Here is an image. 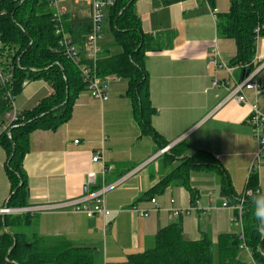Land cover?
<instances>
[{"label":"crops","instance_id":"crops-1","mask_svg":"<svg viewBox=\"0 0 264 264\" xmlns=\"http://www.w3.org/2000/svg\"><path fill=\"white\" fill-rule=\"evenodd\" d=\"M229 6V0H208V4L199 0L169 4L163 0L135 1L133 10L142 32L162 36L167 42L165 48L146 52L144 57L150 102L155 110L150 125L160 141L141 132L125 96L126 81L107 78L110 97L104 103L82 92L67 123L55 131L37 130L29 136L22 162L27 208L59 204L90 193L102 185V171L105 186L127 179L105 195V217L40 213L30 227H19L20 232L61 238L73 247L94 248L98 264H121L128 255L146 251L157 232L173 223H180L186 240L208 238L213 248L218 236L235 232L231 223L234 210L231 205L223 207L220 176L214 171L190 174V188L196 192L194 202L179 181L162 194L149 195L178 165L165 159L169 150L161 153L165 148L161 142L170 148L182 142L191 151L210 154L226 172L236 196L245 191L257 142L247 123L249 107L227 99L235 84L245 77L241 67L230 66L234 42L218 30V17L226 14ZM64 17L71 26L90 23L89 10L86 14L65 11ZM74 46L82 58L86 57L85 43ZM214 47L223 65L220 68L209 65ZM100 48V55L118 52L112 36L102 38ZM255 58V65L264 63V38L257 42ZM213 81L221 85L213 87ZM255 81L260 90L244 94L250 104L264 108V67ZM51 94L43 80L25 83L14 99V107L19 113L31 110ZM97 153H101L102 161L92 163ZM5 161L0 146V208L6 204L10 190ZM90 173L96 175L95 187L86 186ZM257 174L259 191L264 192V156ZM132 208L147 211L148 216H140ZM173 210L184 213L175 217ZM243 258L239 252L238 260L249 262Z\"/></svg>","mask_w":264,"mask_h":264},{"label":"trees","instance_id":"trees-1","mask_svg":"<svg viewBox=\"0 0 264 264\" xmlns=\"http://www.w3.org/2000/svg\"><path fill=\"white\" fill-rule=\"evenodd\" d=\"M135 1L115 0L106 11L107 27L118 52L99 54L94 64L80 55L76 64L60 50L61 37L55 34L46 0H0V68L8 78L6 84L0 86V146L6 154L5 173L10 186L4 205L7 208L28 207L22 162L28 151L29 136L37 130L55 131L71 119L75 101L86 89L79 66L88 67L100 78L126 81L125 96L141 132L160 141L150 125L155 110L150 102L144 57L146 52L165 48L167 42L162 36L142 32L133 10ZM163 1L169 4L181 0ZM229 4L228 12L218 17V30L235 44L230 66H239L250 74L258 66L253 63L257 42L264 38V0H229ZM89 30V25L71 26L66 23V17L63 18V31L73 44H84ZM36 80L45 81L52 94L31 110L20 113L18 119L8 125L5 115L11 111V104L7 94L15 99L25 83ZM160 144L167 146L164 142ZM165 159L177 161L178 165L149 195L162 194L173 182L179 181L194 202L196 192L190 188V174L197 170L219 174L220 194L225 203L233 208L242 200L245 245L252 260L264 264V236L251 203L259 191L258 174L250 173L244 193L236 196L226 172L210 154L191 151L181 142L169 149ZM233 212L232 219L236 220L231 223L235 232L218 236L216 256L208 238L186 240L180 223H173L157 232L151 248L128 255L121 264H247L238 260L239 228L235 224L237 214ZM34 216L24 214L0 219V264H98L94 248L73 247L61 238L28 236L20 232L19 227L31 226Z\"/></svg>","mask_w":264,"mask_h":264},{"label":"built area","instance_id":"built-area-1","mask_svg":"<svg viewBox=\"0 0 264 264\" xmlns=\"http://www.w3.org/2000/svg\"><path fill=\"white\" fill-rule=\"evenodd\" d=\"M74 4H78L80 2H84L90 12V23H89V33L85 39L86 45V59L89 60L92 64L97 60L101 48L100 42L102 40V31H103V21L105 18V14L108 8L112 7L115 3V0H72ZM206 4H208V0H199ZM48 4V8L52 14V20L55 24V34L60 36L59 47L62 54L70 59L72 62L76 64L80 60V53L78 49L74 46L72 40L65 34L63 31V14L65 13V9L59 8V3L57 0H46ZM214 16L215 11H212ZM54 52H59V50H54ZM219 56L216 50V47L213 48L212 56L209 59V65L213 67L220 68L223 65L218 62ZM256 61L254 57L253 62ZM264 67V63L259 64L252 73H247L244 79L235 84L234 88L228 94L227 99L232 100L238 104H244L249 107V114L247 118V123L251 130V136L257 142V152L255 154L253 164L250 169V173L256 172L258 170V164L262 157L264 156V108L259 107L256 104H250L244 94L245 91H254L257 92L260 90V85L255 81V78L258 72ZM81 76L83 78L84 83L86 84L85 91L89 94L92 100L98 101L99 103L106 102L109 97V90L107 86V78H100L96 76L91 70L86 66H79ZM8 78L5 74H3L2 69L0 68V86H4ZM219 84L217 81H213V87H218ZM7 98L11 104V111L5 115L7 120V124L14 123L20 113L16 111L14 107V97L7 94ZM75 144L77 141L74 142ZM170 147H165L161 151L164 153L168 151ZM102 161L101 153H97L92 159V163H98ZM104 171L101 172V180L102 185L98 188L94 189L90 193H85L81 197L67 200L63 203L53 204V205H45V206H36L31 208H21V209H9L6 206L0 208V218L5 216L12 215H37L40 213L47 212H67V213H81L85 215L87 218H92L95 215H101L105 217L107 215V211L105 210V195L115 189L116 187L121 186L127 178H123L110 186H105L104 182ZM96 185V175L90 173L86 178V186L95 187ZM249 194V193H247ZM172 202V201H171ZM152 205H155L156 202L154 199L150 200ZM242 200L238 205L233 207V210L237 214V224L236 226L239 228L238 240H239V251L245 252L249 257V262L247 264H256L252 258L249 249L246 247L242 232L241 226V214H242ZM223 207H227V204L224 202ZM133 211H138L135 208H132ZM140 216L147 217V211H138ZM184 211L181 210H173V216H179L183 214ZM236 219H231V222H235ZM234 224V223H233Z\"/></svg>","mask_w":264,"mask_h":264},{"label":"rangeland","instance_id":"rangeland-1","mask_svg":"<svg viewBox=\"0 0 264 264\" xmlns=\"http://www.w3.org/2000/svg\"><path fill=\"white\" fill-rule=\"evenodd\" d=\"M58 3H59V8L61 9H65L67 12L69 13H73V12H77L78 14H82V13H85L88 12L89 8L88 6L84 3V2H80L78 4H74L72 0H57ZM104 37L106 39H109L111 36L109 34V30H108V27H107V19L104 18V21H103V31H102V38L104 39ZM87 47H85L86 49ZM177 166V165H176ZM176 185V184H174ZM173 186V185H172ZM12 216H15V215H12ZM153 245V244H152ZM152 247V246H151ZM150 247V248H151ZM99 251H100V246L98 247ZM149 249V248H146V250ZM216 252H217V249H216V246L213 248V253L214 255L216 256ZM245 254V255H244ZM242 255L244 256V260L245 261H248V256L245 252H242ZM243 260V261H244ZM216 262V261H215Z\"/></svg>","mask_w":264,"mask_h":264},{"label":"clouds","instance_id":"clouds-1","mask_svg":"<svg viewBox=\"0 0 264 264\" xmlns=\"http://www.w3.org/2000/svg\"><path fill=\"white\" fill-rule=\"evenodd\" d=\"M251 203L254 206V216L258 221V227L261 229V235L264 236V192L257 191Z\"/></svg>","mask_w":264,"mask_h":264},{"label":"water","instance_id":"water-1","mask_svg":"<svg viewBox=\"0 0 264 264\" xmlns=\"http://www.w3.org/2000/svg\"><path fill=\"white\" fill-rule=\"evenodd\" d=\"M243 74H244V75H247V73H245L244 71H243ZM9 160H10V159H9Z\"/></svg>","mask_w":264,"mask_h":264}]
</instances>
